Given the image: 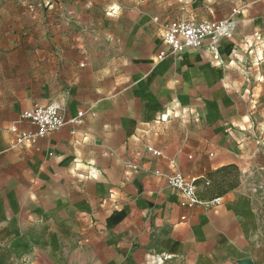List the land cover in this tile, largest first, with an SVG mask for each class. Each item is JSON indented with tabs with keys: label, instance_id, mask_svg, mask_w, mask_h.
<instances>
[{
	"label": "crops",
	"instance_id": "obj_1",
	"mask_svg": "<svg viewBox=\"0 0 264 264\" xmlns=\"http://www.w3.org/2000/svg\"><path fill=\"white\" fill-rule=\"evenodd\" d=\"M233 10L232 39L157 60L167 24ZM48 15V38L32 40L44 87L25 110L86 115L32 146L1 135L0 264H264V0H193L181 18L133 10L128 24L115 12L112 29L73 39L64 5ZM230 167L213 179L235 186L204 194ZM175 173L200 179L195 207L169 186Z\"/></svg>",
	"mask_w": 264,
	"mask_h": 264
},
{
	"label": "rangeland",
	"instance_id": "obj_2",
	"mask_svg": "<svg viewBox=\"0 0 264 264\" xmlns=\"http://www.w3.org/2000/svg\"><path fill=\"white\" fill-rule=\"evenodd\" d=\"M10 1L0 0V137L10 135L9 129L19 113L36 102L35 97H40L44 87L43 77L40 82L33 81L39 76L42 61L36 58L32 40L48 38L50 7L64 5L67 12L65 26L70 29L73 39L79 38L87 26L91 32L102 24L106 26L104 28L112 29V21H106L105 16L115 12L123 14L121 21L126 24L133 19L125 13L133 10L138 14L137 21L142 14L156 15L161 11H167L168 16H189L193 0H12L15 4L12 6ZM20 1L24 5L19 9L16 3ZM26 2L30 4L26 6ZM40 4L42 9L37 12L36 7ZM164 20L171 22L178 18ZM236 181L233 176L212 181L204 187V194L218 195L235 185Z\"/></svg>",
	"mask_w": 264,
	"mask_h": 264
},
{
	"label": "built area",
	"instance_id": "obj_3",
	"mask_svg": "<svg viewBox=\"0 0 264 264\" xmlns=\"http://www.w3.org/2000/svg\"><path fill=\"white\" fill-rule=\"evenodd\" d=\"M238 10H233L232 15L223 21H213L195 23L188 21H174L167 24L163 32V42L166 47L157 56L158 61H164L170 56L178 55L185 50L200 49L206 40H210L215 45L222 39H232L235 31L234 15ZM61 103L50 105L35 104L31 109L25 110L18 118L17 122L10 128V133L14 135L15 146H32L49 134L61 131L67 125L81 124L85 117V112H79L76 117L67 119ZM156 157H161L162 153L150 149ZM158 176H164L157 172ZM168 184L171 188L179 191L184 200L181 206L193 208L199 204L200 199L197 191L200 179H187L179 173L167 176ZM220 199L215 203L219 204Z\"/></svg>",
	"mask_w": 264,
	"mask_h": 264
},
{
	"label": "trees",
	"instance_id": "obj_4",
	"mask_svg": "<svg viewBox=\"0 0 264 264\" xmlns=\"http://www.w3.org/2000/svg\"><path fill=\"white\" fill-rule=\"evenodd\" d=\"M232 170H234L233 167H230V168H224V169H222V170H219V171L216 172L215 174H211V175H209L208 178H207V180H210V181H216V180L213 179L214 177H218V176H220L221 174L228 173L229 171H232ZM199 183H200V181L198 182V184H199ZM234 186H235V185L230 186L226 191L232 189ZM226 191H223V192L218 193V196H222Z\"/></svg>",
	"mask_w": 264,
	"mask_h": 264
},
{
	"label": "water",
	"instance_id": "obj_5",
	"mask_svg": "<svg viewBox=\"0 0 264 264\" xmlns=\"http://www.w3.org/2000/svg\"><path fill=\"white\" fill-rule=\"evenodd\" d=\"M238 264H253V262L250 260H244V261L239 262Z\"/></svg>",
	"mask_w": 264,
	"mask_h": 264
}]
</instances>
